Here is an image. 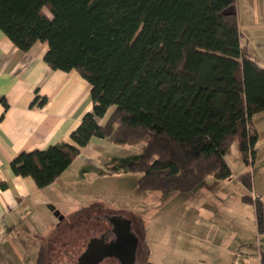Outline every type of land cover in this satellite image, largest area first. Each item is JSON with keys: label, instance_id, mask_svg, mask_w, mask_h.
I'll list each match as a JSON object with an SVG mask.
<instances>
[{"label": "trees", "instance_id": "obj_1", "mask_svg": "<svg viewBox=\"0 0 264 264\" xmlns=\"http://www.w3.org/2000/svg\"><path fill=\"white\" fill-rule=\"evenodd\" d=\"M235 1L0 0V29L16 46L47 42L50 67L75 69L91 85L92 108L72 130V142L23 151L10 161L12 171L42 188L92 136L115 144L146 137L139 159L128 164L141 173L137 187L189 195L208 176H231L225 154L235 139L243 161L253 160L249 127L264 110V68L241 43L230 11ZM240 180L250 187L249 174ZM244 199L254 203L262 231L261 200ZM134 218L140 253L145 228L142 217ZM69 252L63 264H71Z\"/></svg>", "mask_w": 264, "mask_h": 264}, {"label": "crops", "instance_id": "obj_2", "mask_svg": "<svg viewBox=\"0 0 264 264\" xmlns=\"http://www.w3.org/2000/svg\"><path fill=\"white\" fill-rule=\"evenodd\" d=\"M262 1L236 0L230 11L237 14L239 29L242 38H245V42L242 43L241 39V43L246 44L249 53L264 68V45L255 47L250 43L255 35L256 38H264ZM240 16L252 20L249 21L251 24L246 23L249 34L241 30ZM47 48V42L36 41L28 50H22L0 29V264L69 262L72 239H82L78 233L80 223L71 222V215L83 209L63 212L60 208L71 199L78 198L81 203L87 200L76 184L81 177L85 179L86 175L94 174L96 170L94 167L82 170L81 164L85 158L94 161L91 157L108 149L111 144L101 137L92 136L71 164L42 188L30 176L12 171L10 161L23 151L42 149L62 141L72 142V130L78 126L83 114L92 108L90 83L75 69L65 71L50 67L44 59ZM43 97L45 101L40 103ZM249 129L255 136L253 160L246 164L240 151H233L231 157L235 162L228 159L234 140L225 154L231 176L225 179L208 176L199 188L186 196L183 208L188 211L185 213L184 210L181 214L183 217L186 215L183 220L189 223L185 225L187 227L191 218L196 221L204 214L207 218H202L209 220L208 230L212 236L220 233L217 223L219 229L224 227L230 231L239 226L237 235L230 232L229 236L214 242L222 250L224 261H230L228 256H231V264L233 261L260 264L261 254H264V229L258 231L254 203L244 199L245 195L256 192L261 196L259 200L264 207V110L253 115ZM102 167L103 164L101 170ZM110 170L111 176L127 172ZM243 174H249L250 187L240 180ZM72 185L78 187L81 193L78 194L77 190L71 192ZM48 203L55 205L63 215L61 219L47 207ZM179 224L177 228L182 227ZM233 235L236 238L232 240ZM167 246L171 245L164 247ZM176 246L173 251L185 261L181 249ZM197 254L199 257L202 255L200 252ZM197 260L207 263L199 258Z\"/></svg>", "mask_w": 264, "mask_h": 264}, {"label": "rangeland", "instance_id": "obj_3", "mask_svg": "<svg viewBox=\"0 0 264 264\" xmlns=\"http://www.w3.org/2000/svg\"><path fill=\"white\" fill-rule=\"evenodd\" d=\"M261 6L264 8V0L261 2ZM261 15L263 16L264 12H261ZM249 21L247 18L240 16L241 30L244 34H249L246 28V23H250ZM244 42L245 38L243 37L242 43ZM250 43L255 45V47H259L260 45H264V38L261 36L256 38L255 35ZM249 49L252 50V46H249ZM262 50L264 51V48ZM146 142V137L132 138L125 144L111 142L108 149L100 151V153L91 157L94 161L85 158V161L81 164V169L94 167L96 170V174L86 175L85 179L81 177L78 184H76V186L79 185V189L87 196V200L83 203L78 198L68 200L69 203L61 206L60 210L67 212L69 209L71 211L83 209L71 215L72 221L76 220L80 223L81 228L78 230V233L82 237H84L86 232L87 237L100 235L102 224L104 226L108 225L107 218H103L104 215L119 214L122 216H134L136 218L137 216L142 217L141 224L145 228V239L143 241V248L140 250V253L138 252L134 264H203L199 263L197 258L200 261L207 262L206 264H231V256H228L230 261H224L222 250L214 242H217L220 238L223 239V237L229 236L230 232L237 235L236 232L239 231V226H235L230 231L224 227L219 229L217 223L220 233L217 236H212L208 230L209 220L202 218V216L206 217L203 214L196 221L194 218H191L190 225L187 227L185 225L189 223H186V219L183 220L186 215L183 217L181 214L184 210L185 213L188 211V209L183 208L188 194L179 191H141L137 187V180L141 173L128 171V164L139 159ZM230 149L228 159L235 162L236 160L231 156L235 151L239 152L236 139ZM101 164H103V170L100 169ZM96 166H99V168ZM108 168L122 172L127 170V172L119 176H111V170ZM76 186L72 185L71 188L73 189L71 192L77 190V193L80 194L81 191ZM201 192L203 193L204 190ZM178 193L180 196L176 197L175 195ZM239 198L240 196H238V201ZM145 209L148 210L145 211ZM204 209H206V206ZM97 218L101 224H97ZM180 221H182L181 225L179 224ZM178 224L182 227L177 228L176 225L178 226ZM147 232L148 235H146ZM235 238L233 235L232 240ZM81 242L80 240L72 239V243L75 244L70 248L73 254L71 264H76L77 256L84 249L81 246ZM148 242L150 243V249L147 245ZM165 243L172 247H164L166 246ZM176 245L181 249L180 253L184 256L185 261L176 255L178 252L173 251ZM197 252L202 253V255L199 257ZM74 259L75 261H73ZM106 263L117 264V261L105 259L98 264ZM234 263L238 264L237 261H233Z\"/></svg>", "mask_w": 264, "mask_h": 264}, {"label": "water", "instance_id": "obj_4", "mask_svg": "<svg viewBox=\"0 0 264 264\" xmlns=\"http://www.w3.org/2000/svg\"><path fill=\"white\" fill-rule=\"evenodd\" d=\"M47 207L58 216L63 217L54 204ZM113 237L107 239L105 233L90 236L85 248L76 258V264H98L107 257H114L118 264H134L137 251V236L132 230L131 219L119 214L106 217Z\"/></svg>", "mask_w": 264, "mask_h": 264}, {"label": "flooded vegetation", "instance_id": "obj_5", "mask_svg": "<svg viewBox=\"0 0 264 264\" xmlns=\"http://www.w3.org/2000/svg\"><path fill=\"white\" fill-rule=\"evenodd\" d=\"M104 215V214H103ZM107 216H109V215H104L103 216V218L105 217H107ZM98 217V216H97ZM126 217H129L130 219H131V223H132V230H133V232L135 233V235L137 236V221H135V218L134 217H132V216H126ZM97 220H98V218H97ZM97 224H101L100 223V221L98 220L97 221ZM102 233H105V235L107 236V239H110L111 237H113V233L110 231V224L108 223V225L107 226H104L103 224H102V228H101V232H100V234H102ZM93 236V235H92ZM138 237V236H137ZM89 239V238H88ZM88 241V240H87ZM87 241H86V243H87ZM137 242H138V240H137ZM85 246H86V244H85ZM138 251H139V245H137V253H138ZM136 253V254H137ZM137 257V256H136ZM107 258H114V257H107ZM115 259V258H114ZM113 259V260H114ZM116 261H117V259H116ZM106 264H109V263H106ZM117 264H118V262H117Z\"/></svg>", "mask_w": 264, "mask_h": 264}, {"label": "built area", "instance_id": "obj_6", "mask_svg": "<svg viewBox=\"0 0 264 264\" xmlns=\"http://www.w3.org/2000/svg\"><path fill=\"white\" fill-rule=\"evenodd\" d=\"M251 197H252V199H260L261 198V196L258 194V193H256V192H251Z\"/></svg>", "mask_w": 264, "mask_h": 264}]
</instances>
